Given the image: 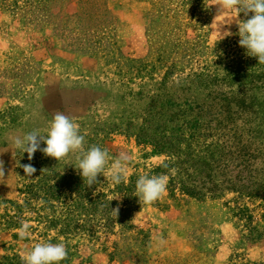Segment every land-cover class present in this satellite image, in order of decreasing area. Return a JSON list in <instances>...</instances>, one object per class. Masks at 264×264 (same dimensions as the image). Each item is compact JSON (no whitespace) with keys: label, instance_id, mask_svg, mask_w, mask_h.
I'll return each instance as SVG.
<instances>
[{"label":"rangeland","instance_id":"rangeland-1","mask_svg":"<svg viewBox=\"0 0 264 264\" xmlns=\"http://www.w3.org/2000/svg\"><path fill=\"white\" fill-rule=\"evenodd\" d=\"M214 3L0 0V264L43 242L65 244L60 264H264V64L239 44L252 13ZM57 111L107 150L106 177L131 157L124 182L14 147ZM160 174L141 204L137 179Z\"/></svg>","mask_w":264,"mask_h":264},{"label":"clouds","instance_id":"clouds-1","mask_svg":"<svg viewBox=\"0 0 264 264\" xmlns=\"http://www.w3.org/2000/svg\"><path fill=\"white\" fill-rule=\"evenodd\" d=\"M213 5H218L222 14L235 12L238 15L243 12L247 16L248 13H252L247 20L237 22L238 34L241 37L239 44L247 50V55L257 57L258 62L264 64V0H215ZM84 140L85 136L80 134L79 125L69 116L57 111L46 134L34 129L22 136L13 137L12 143L15 148L21 149L23 153L26 152L30 161L37 150L57 161L66 158L69 154H77L75 167L90 187L97 183L98 174L104 175L109 154L107 150L98 146H92L85 151ZM41 142L46 147L41 148ZM130 159L127 153L121 152L112 161L107 173L112 183L120 184L126 180ZM18 166L23 168L27 177H31L36 172L31 164ZM3 176L4 165L3 161H0V177ZM168 180L169 177L164 174L140 176L136 181V196L139 197L140 203L151 205L161 199L166 193ZM112 211L117 217L119 207ZM30 227L28 221H20V227L16 230L20 239H27L30 236ZM67 255L63 242L55 244L43 242L32 246L22 254L21 259L23 264H60Z\"/></svg>","mask_w":264,"mask_h":264}]
</instances>
